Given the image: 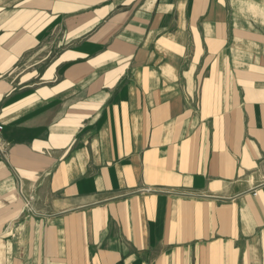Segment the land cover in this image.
Masks as SVG:
<instances>
[{"label":"crops","instance_id":"obj_1","mask_svg":"<svg viewBox=\"0 0 264 264\" xmlns=\"http://www.w3.org/2000/svg\"><path fill=\"white\" fill-rule=\"evenodd\" d=\"M0 128V264H264V0H0Z\"/></svg>","mask_w":264,"mask_h":264},{"label":"built area","instance_id":"obj_2","mask_svg":"<svg viewBox=\"0 0 264 264\" xmlns=\"http://www.w3.org/2000/svg\"><path fill=\"white\" fill-rule=\"evenodd\" d=\"M1 129V128H0ZM28 204V203H27Z\"/></svg>","mask_w":264,"mask_h":264}]
</instances>
